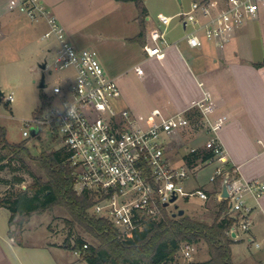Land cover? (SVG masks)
<instances>
[{
  "label": "built area",
  "instance_id": "2783aa9c",
  "mask_svg": "<svg viewBox=\"0 0 264 264\" xmlns=\"http://www.w3.org/2000/svg\"><path fill=\"white\" fill-rule=\"evenodd\" d=\"M2 5L32 23L44 25L41 39L52 40L56 45L51 61L44 58L45 67L72 71L71 82L52 87V95L47 96L46 103L27 120L29 130L22 134L29 136L34 127L38 133L45 126L55 138H60L62 143L57 149L63 148L68 153L65 163L71 170L74 191L93 198L88 209L91 215L107 220L118 237L125 240L129 233L141 230L149 221L160 220L164 213L173 217V213L182 209L175 204L179 197L208 200L210 192L207 189L186 190L183 182L189 173L213 164L225 154L217 135L224 117L211 121L207 116L210 104L200 102L197 108L202 118L195 124H191L182 112L150 126L139 124L129 108L120 106L119 85L115 78L105 73L96 51L76 48L44 0H0ZM262 8L264 0H227L220 10L201 0L191 2L189 9L176 17L183 26H191L184 36L190 47H199L206 40L222 50L245 19L257 18ZM157 17L162 28L150 32L152 43L144 46L149 57L168 45L165 29L174 18L161 13ZM51 50V47L47 49L49 53ZM135 70L139 74L143 72L142 68ZM5 100L13 101V95L8 94ZM190 125L201 126L209 137L201 145L191 146L189 152L202 147L210 155L194 166H188L182 156L183 166L178 168L170 163L165 150L175 134ZM218 179L216 199L219 202L227 200V214L234 219L228 234L248 231L253 211L250 200L257 201L264 194V181L246 180L234 167L224 165L216 166L209 175L210 182ZM224 179L226 198L221 197ZM170 205H174L173 208ZM194 249L193 243L183 242L178 252L189 260Z\"/></svg>",
  "mask_w": 264,
  "mask_h": 264
},
{
  "label": "crops",
  "instance_id": "0c3cea01",
  "mask_svg": "<svg viewBox=\"0 0 264 264\" xmlns=\"http://www.w3.org/2000/svg\"><path fill=\"white\" fill-rule=\"evenodd\" d=\"M206 1L215 10H220L227 4V0ZM8 12L10 11L4 5L0 6V17ZM143 22L145 35L143 42L137 43L143 50L144 57L141 62H146L148 68H143L139 62L132 66H112L104 60L105 73L115 78L119 85L120 106L129 108L139 124L150 126L172 114L184 113L197 107L200 102L210 104L208 118L211 121L219 116L225 119L217 131L225 154L211 164L213 168L218 165L234 167L246 180L264 181V65L255 66V63L264 60V8L260 10L257 18L247 17L222 50L210 41H203L199 47H190L184 36L191 26L185 27L179 22L180 31H169L168 40L166 33L171 23L165 29L168 45L162 46L158 54L149 57L144 46L152 43L150 32L162 26L158 17L156 23L151 22L148 13ZM38 26L39 30L36 32L42 33L44 25L38 23ZM134 36L125 39L130 42L128 39ZM132 67L143 69L141 74L136 73L138 75L135 76L140 83L153 89L154 94L159 97L160 106L148 104L147 111L139 109V102L130 90L133 78L128 77V72ZM169 145L170 143L166 147V153ZM205 189L210 192L208 199L218 203L215 196L217 186ZM250 204L253 206L250 229L230 235L234 241L231 244L234 264H264V194L257 201L250 200ZM9 216L10 211L0 207V264H88L79 252L69 249L66 243L49 240V237L43 241L27 240L24 229L22 243L18 244L8 234L12 228L8 222ZM243 242L246 243L249 253L238 254L236 258L234 247ZM194 246L196 259L190 258L188 263L209 264L206 243L200 241L194 243Z\"/></svg>",
  "mask_w": 264,
  "mask_h": 264
},
{
  "label": "rangeland",
  "instance_id": "374dc122",
  "mask_svg": "<svg viewBox=\"0 0 264 264\" xmlns=\"http://www.w3.org/2000/svg\"><path fill=\"white\" fill-rule=\"evenodd\" d=\"M150 16L151 22H157V14L175 16L169 31H180L178 13L187 11L194 0H143ZM44 2L58 16L64 27L66 36L78 49L91 48L104 67V60L109 65L125 64L132 66L139 62L143 68H148L146 62H141L144 57L139 43H130L125 38L136 35L139 31L138 13L132 2L116 0H44ZM162 28V27H161ZM38 23H32L15 12H8L0 17V91L3 93L0 100V125L5 128L6 139L9 143H24L25 149L31 156L24 155V162L28 164L35 175L46 180L44 172L39 168L35 158L43 151H51L60 147L62 141L55 138L47 127H41L37 134L23 136L24 130H29L26 125L37 109L41 106L39 95H52L55 84H67L72 80L71 70L56 71L51 66L40 68V64L47 57L50 62L54 54L55 42L42 40ZM210 43L204 40V43ZM51 47L49 53L47 49ZM139 60V61H138ZM132 77L130 90L135 100H138L139 109L147 111L148 104L160 106L157 97L150 86L140 83L135 75V68L128 72ZM69 78H66L68 77ZM44 78V87H39L41 78ZM146 86V87H145ZM129 87V85H128ZM133 89V90H132ZM8 94L13 95V101L5 100ZM141 102V104H140ZM147 103V104H146ZM209 135L202 131L201 126H186L175 134L169 143L167 155L170 163L175 167H182V156L191 146L201 145ZM33 156V157H32ZM5 163V164H4ZM5 165L0 170V195L7 191L17 192L34 182L33 177L27 172L25 165L17 160ZM214 171L213 165L200 166L194 173H189L183 185L186 190L193 188H211L219 186L220 180L209 181V175ZM14 177L17 180H14ZM14 182V183H13ZM203 203V204H202ZM216 201L200 200L197 197H179L175 204L185 210V214L197 219L211 222L215 217ZM174 205H170L173 208ZM179 217V216H178ZM72 221L71 215L61 206H54L42 213L32 214L22 224V231L27 240H58L73 243L81 237L90 245H98L81 225ZM11 229H14L12 226ZM195 248V246H194ZM204 250V249H203ZM205 251V250H204ZM246 243L234 247V256L248 254ZM195 249L191 252V259H196ZM200 255V254H199ZM187 260L181 252H177L172 264H186Z\"/></svg>",
  "mask_w": 264,
  "mask_h": 264
},
{
  "label": "trees",
  "instance_id": "16d2710c",
  "mask_svg": "<svg viewBox=\"0 0 264 264\" xmlns=\"http://www.w3.org/2000/svg\"><path fill=\"white\" fill-rule=\"evenodd\" d=\"M132 2L137 9L140 30L137 35L129 38L130 42H143L145 28L143 19L147 8L143 0H116ZM264 65V60L255 66ZM41 105L46 103L47 96L39 95ZM38 110V109H37ZM191 124L197 123L202 115L197 107L184 112ZM31 156L26 151L24 143L12 144L6 139L5 128L0 125V162L9 163L12 160L22 162L34 182L17 192L7 191L0 195V207L10 211L8 234L15 242L21 244L22 224L32 214L42 213L54 206L65 208L73 221L81 225L98 245H90L81 237L71 244L65 241L67 247L79 252L88 264H169L175 260L181 243H198L204 241L208 248L209 264H234L231 258L233 239L228 234L234 219L227 214L228 203L224 199L216 203L215 217L211 222L183 214L173 218L164 213L158 221H149L141 230L136 229L120 239L111 224L88 211L93 198L87 193L78 195L73 189L71 170L65 163L68 153L63 149L43 151L35 158L37 165L44 172L46 180L37 176L30 166L24 162L23 156ZM210 153L202 147L194 152L183 155V161L188 166L203 162ZM5 164V163H4ZM5 165H0V170ZM230 168V166H229ZM14 180H17L14 177ZM14 183V182H13ZM86 244V247L84 245ZM200 264V263H188Z\"/></svg>",
  "mask_w": 264,
  "mask_h": 264
},
{
  "label": "water",
  "instance_id": "95a60500",
  "mask_svg": "<svg viewBox=\"0 0 264 264\" xmlns=\"http://www.w3.org/2000/svg\"><path fill=\"white\" fill-rule=\"evenodd\" d=\"M40 68L41 69H44L45 68V62L43 61L40 65ZM45 86V83H44V78L42 77L41 78V81L39 83V87H44ZM3 93L0 91V100H1V97H2ZM31 134L32 135H35L37 133V128H31L30 130ZM221 197L223 198H226L228 197V192L226 190V179L223 180L222 182V185H221ZM175 200V196L171 198V202ZM184 214V210L183 209H179L176 213H173L172 216L175 217V216H181Z\"/></svg>",
  "mask_w": 264,
  "mask_h": 264
}]
</instances>
